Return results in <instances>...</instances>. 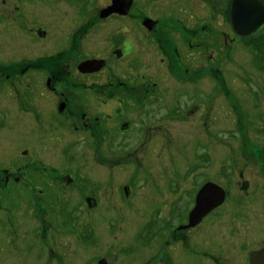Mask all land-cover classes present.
<instances>
[{
    "label": "flooded vegetation",
    "instance_id": "1",
    "mask_svg": "<svg viewBox=\"0 0 264 264\" xmlns=\"http://www.w3.org/2000/svg\"><path fill=\"white\" fill-rule=\"evenodd\" d=\"M50 1L0 0V264H264V51L152 0ZM135 193L151 220L122 232Z\"/></svg>",
    "mask_w": 264,
    "mask_h": 264
},
{
    "label": "rangeland",
    "instance_id": "2",
    "mask_svg": "<svg viewBox=\"0 0 264 264\" xmlns=\"http://www.w3.org/2000/svg\"><path fill=\"white\" fill-rule=\"evenodd\" d=\"M107 1L108 0H75L74 2L73 0V5L76 4V7H77V5L79 6V4L88 3L90 4V7H92V13L94 12L93 14H95V11H97L100 7H102V5ZM141 1H144V0H141ZM230 2L231 0H216V2L206 1V0H152V3L156 4L157 8L153 6V10L151 11V13L156 14V15H159L161 13L163 16L172 15L174 18L176 17H182L184 19L186 18L187 20V21L185 20L186 23L192 26H195L198 24L203 26V24H205L208 32H210L211 29H215V32L211 34L208 33V34L210 35L219 34L221 38V36H228V34L226 33L227 31L226 26L228 25L229 27L230 25L229 12H228ZM55 3H56V0H51L49 3V6L53 7L55 6ZM150 6L152 7V5ZM75 11L77 13V18H80L81 13L79 12V8L77 7ZM185 13H189L188 14L189 19L187 17V14ZM197 18H200V19L197 20ZM263 33H264V25L263 27L255 30L253 33L254 35L252 34L253 36H251V34L245 35V37L246 36L248 37L246 38L245 41L249 49L247 50L245 46L244 48L242 46L243 50L241 51V54L248 52V54L252 58H254L255 48H254L253 42L257 38V35L259 36ZM95 34H98V33L95 32ZM242 78H243L242 84L240 83V79L237 78L236 80L229 83V87L231 89H234L236 85L243 87L247 84L249 80H253L256 83V85L259 84L261 88V85H262L261 78L262 77H260L259 75L258 77L247 75L246 76L247 79H245L244 76H242ZM262 80L264 82V78H262ZM254 82L252 84H255ZM235 100L237 102L238 101L243 102L241 98H236ZM84 147L87 148V146H84L83 142H78L70 148V151H69L70 153L66 154V157L68 158V160H70V163L79 165L81 167L83 163H93V161H96L94 159H96L97 152L94 150L92 151L90 149L88 150L90 152H87L83 150ZM179 151H180L179 155H182L183 150H179ZM165 152L166 150H161V149L158 150L157 148H154V150H149L148 152H146L145 150H141V151H138L137 153H138V158L146 159V156L148 155V159H149L150 158L149 154L152 156L153 155L155 156L156 154L160 153L161 156H163ZM137 153L135 154L136 157H137ZM60 165L66 166L67 163L63 161L60 163ZM131 170H132L131 168L119 169L118 174H117L119 181L128 182L132 178L134 182L141 180V179L137 180V177L135 180V178L132 176ZM135 186L138 187L137 184ZM137 192H139V189H137ZM135 194L130 197V202L126 204L125 212L124 210L123 212L121 211L125 216L123 222L119 221L120 223H122V225L120 226L122 228V232L127 230L129 231V233H132L134 231V228H137L135 227L137 224L151 220V215L147 214L146 212L140 213L142 209L140 210L141 207L139 208V205H140L139 199H141L142 197H140V195L138 194L136 195ZM134 206L137 208V211L133 209ZM121 212L118 216L112 215L110 218H107V219H99L97 221L99 229L105 230L107 226L110 225V223L113 224L112 217L116 218V220H118V218L123 219ZM109 232L112 233L111 230H109ZM75 240H76L75 236L64 235L63 248H64V251L66 252L64 254V259L67 257L68 254L72 253V250L75 249L76 247ZM152 246H153V238L151 237V234L149 233L147 235V240L145 241L144 248L147 249V251L153 250ZM132 250H133L132 251L133 264H140L141 257L134 256V253L136 251L134 249ZM120 252L122 251L120 250ZM126 256H129V254H127ZM143 259L147 261L150 260L151 262H153L154 252L150 251L146 253L145 258ZM64 262L66 263L67 260L65 259ZM68 263H71V262L69 261ZM148 264H150V262Z\"/></svg>",
    "mask_w": 264,
    "mask_h": 264
},
{
    "label": "water",
    "instance_id": "3",
    "mask_svg": "<svg viewBox=\"0 0 264 264\" xmlns=\"http://www.w3.org/2000/svg\"><path fill=\"white\" fill-rule=\"evenodd\" d=\"M228 12L232 29L241 36L252 34L264 24V5L260 0H231Z\"/></svg>",
    "mask_w": 264,
    "mask_h": 264
},
{
    "label": "trees",
    "instance_id": "4",
    "mask_svg": "<svg viewBox=\"0 0 264 264\" xmlns=\"http://www.w3.org/2000/svg\"><path fill=\"white\" fill-rule=\"evenodd\" d=\"M206 1L216 2V0H206ZM260 1L264 5V0H260ZM261 27H263V26H261ZM253 35L251 34V36H253ZM253 44H254L256 54H259L260 51H264V33L259 35V36L257 35V38L254 40Z\"/></svg>",
    "mask_w": 264,
    "mask_h": 264
}]
</instances>
